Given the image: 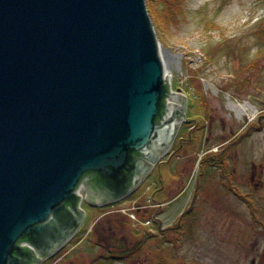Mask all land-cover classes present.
I'll list each match as a JSON object with an SVG mask.
<instances>
[{"label":"water","instance_id":"obj_1","mask_svg":"<svg viewBox=\"0 0 264 264\" xmlns=\"http://www.w3.org/2000/svg\"><path fill=\"white\" fill-rule=\"evenodd\" d=\"M158 49L144 0H0V264H39L80 224L77 190L115 201L165 152L186 97Z\"/></svg>","mask_w":264,"mask_h":264},{"label":"rangeland","instance_id":"obj_2","mask_svg":"<svg viewBox=\"0 0 264 264\" xmlns=\"http://www.w3.org/2000/svg\"><path fill=\"white\" fill-rule=\"evenodd\" d=\"M177 1L179 7L171 11L163 0L144 3L146 9L151 3L147 14L163 51L170 92L186 97L180 147L174 154L185 158H162L131 197L103 211L83 202V189L77 193L85 230L66 246L63 253L70 252L58 264H154L160 256L154 247L161 246L162 238L156 224L147 221L156 215L166 226L173 220L176 227L178 221L182 229L197 219L190 232L184 229L164 246L163 264H264V0ZM230 103L248 104L255 113L238 117ZM213 155L231 156L223 165L229 164L233 175L227 184L236 195L209 166L219 162ZM252 175L261 188L255 195ZM172 178L178 180L170 186ZM196 187L192 217L180 221ZM108 210L112 214L102 221L99 239L91 229ZM113 231L125 237L130 251L108 252L105 240Z\"/></svg>","mask_w":264,"mask_h":264},{"label":"flooded vegetation","instance_id":"obj_3","mask_svg":"<svg viewBox=\"0 0 264 264\" xmlns=\"http://www.w3.org/2000/svg\"><path fill=\"white\" fill-rule=\"evenodd\" d=\"M183 123L181 122L180 124H179V126L177 127V130H176V132H175V134H174V137H173V139L170 141V143L168 144V146L166 147V149H165V152L162 154V156L160 157V159H158L157 160V162L154 164V165H152V168H151V170L152 169H155L159 164H162L163 163V161H161L162 160V158H168V159H173V158H175V159H184L185 158V155H174L176 152H177V150L179 149V147H180V140H181V132H182V129H183ZM208 140L207 139H205V142H207ZM155 146H158V142H155L154 144H152L150 147H149V149H151V151L152 152H154V153H156L155 151H154V148H155ZM221 152V151H220ZM220 152H218V153H220ZM207 153V152H206ZM216 153V152H215ZM217 153V154H218ZM208 154V153H207ZM209 154H213L212 153V151H210L209 152ZM222 156H224V155H213V157L212 158H214V159H217L219 162H216V164H215V169H217V171L219 172V177L221 178V182H222V184L227 188V190L229 191V192H231V193H233V194H235L236 195V193H235V190L230 186V185H228L227 183H231V178H232V172L231 171H229L228 169V167H229V164H227V166H224L223 164H224V162H227V163H229V161L232 159L231 158V156H230V159L229 158H227L226 156H224V158H220V157H222ZM220 158V159H219ZM148 159V158H147ZM144 156H142V155H139V154H134V160H136V165H134V167L136 168V170L135 171H138V169H139V167H138V163H143L144 161H146L147 163H149L150 164V162L147 160ZM224 166V167H223ZM183 167V170H186V168H185V166H182ZM151 170H149V172L146 174V175H141V173L140 172H138L137 173V176H140L141 177V180H140V182H138L137 183V186L132 190V191H130L129 193H127V194H125L123 197H121V198H119V199H117V200H115V201H103V202H99V203H97L96 202V200L94 199V197L93 196H89V194L85 191V199L83 200V202L84 203H86V204H88L89 206H91V207H93V208H99V209H101L102 211H103V209L104 208H108V207H114L116 204H118L119 202H121L122 200H125V199H127V198H129V197H131L132 195H133V193L140 187V185H142V183H143V181H144V178L146 177V176H148L150 173H151ZM134 171V172H135ZM178 175H182V173L181 172H178ZM87 177H85V179H84V181H86V184H90L91 186H93V185H95V183H97V178H96V176L95 175H93V174H88V175H86ZM132 176H131V174H128V175H126L125 174V176L123 177V179H122V181H127L129 178H131ZM177 180L178 179H174V178H172V180H171V185L170 186H173V185H175V183H177ZM254 181V175H252L251 176V179L249 180V184L251 185L250 186V188H251V193H252V195L254 194H256V191H257V189H259L260 187H259V185L258 184H256V183H254L253 182ZM264 186V184L263 185H261V187H263ZM261 189V188H260ZM198 189H197V187H196V189H194V191H193V196H192V199H191V201H190V203H189V207L188 208H186L184 211H181L180 212V214H179V219H180V221H182L183 219H184V217L185 216H189L190 218L192 217L191 216V211L193 210V208H194V206H195V202H196V197H197V195H198ZM115 193V191H111V194L113 195ZM87 196H89L88 197V201H87ZM152 203H154L153 202V200H152ZM163 202H159L158 203V207L159 206H162V208H160L159 210H161V209H163L164 207H163ZM246 207H249L252 211V217H255V213H254V211H253V208H252V206H251V204H249V203H246ZM80 206V205H79ZM79 206H78V210L83 214V212H82V210H80L79 209ZM153 208H155V204H153ZM81 209H82V207H81ZM69 211H71V208H69ZM111 212V214H112V211H104L102 214H101V216H100V218H98L97 219V222L94 224V226L92 227V229H91V233L93 234V235H95V236H97L99 239H101V232H103V230H104V226L102 225V221L103 222H105L104 221V218L106 217V216H109V213ZM190 214V215H189ZM75 218V217H74ZM76 219H77V217L75 218V221H76ZM83 219H84V216H83V218H82V220H81V222H80V224L78 225V227H77V229H75L71 234H70V236L66 239V241L53 253V254H51L50 256H47V257H45L39 264H46L49 260H51V259H54V260H52L53 262H52V264H58V263H60V262H62L63 261V259L65 258L64 256L65 255H67L69 252L68 251H66L65 253H63L65 250V248H66V246H68L69 244H70V242L71 241H73L74 239H76L82 232H84V222H83ZM178 219V218H177ZM74 220V219H73ZM192 220H197V219H195L194 217L193 218H191V221ZM153 223H155L156 224V228H157V233H161L160 235H161V238H162V243H161V246H156V247H154V250H156L157 251V253L160 255L159 256V260L157 261L156 259H155V261H154V264H159V262L161 263V264H163V258H162V255H161V253H163V252H165V247L164 246H167V245H170V244H173L174 243V236L175 235H183L184 233H185V230L187 231V232H190V230H191V228H190V225H191V221L188 223V225L184 228V229H182V228H180V225H181V223H177L176 222V227H175V225H174V221L173 220H171V224L172 225H165V221L163 220V219H161L160 218V216H157L156 215V217H155V219L153 218ZM72 223H74V222H72ZM152 223V222H151ZM165 225V226H164ZM65 226H67V224L65 225ZM71 229V226L70 227H66V228H64L63 229V231L65 232V231H67L68 232V230H70ZM180 229H182L181 231H179V232H176V231H178V230H180ZM110 229H108L107 231H109ZM176 230V231H175ZM176 232V233H175ZM107 237V239L105 240V243H107L108 245L106 246L107 248H108V252H111L112 250H116V251H118V252H128V251H130V246L129 245H127L126 243H127V241H125L126 239H125V237L123 236V235H119L118 233H116L115 231H113V232H110L109 234H108V236H106ZM124 254V253H123ZM59 255H61V257L62 258H60V257H58ZM54 257H57V258H54ZM130 259V258H129ZM165 261H167V259H165L164 258V262ZM20 264V263H19Z\"/></svg>","mask_w":264,"mask_h":264},{"label":"bare ground","instance_id":"obj_4","mask_svg":"<svg viewBox=\"0 0 264 264\" xmlns=\"http://www.w3.org/2000/svg\"><path fill=\"white\" fill-rule=\"evenodd\" d=\"M158 50H159V53H160L161 61H162V63H164L163 51H162L161 48H159ZM164 72H165V71H164ZM166 75H167V74L165 73V76H164V77H166ZM228 108H229V110H231V111H233L234 113H236V115H237L238 117H241V116L245 115V113L248 112V111H249L252 115L255 113V108L251 107V106L248 105V104H242V105L238 104V105H236V104H232V103H230V104H228ZM66 208L69 209L70 206L67 205ZM24 245L26 246L27 244L24 243ZM26 247L31 248L29 245H27Z\"/></svg>","mask_w":264,"mask_h":264},{"label":"trees","instance_id":"obj_5","mask_svg":"<svg viewBox=\"0 0 264 264\" xmlns=\"http://www.w3.org/2000/svg\"><path fill=\"white\" fill-rule=\"evenodd\" d=\"M165 3H170L169 4V8H170V11H171V9H173V10H175L174 8H176V7H179L178 6V1L177 0H163ZM150 5H151V3L149 2V5H147V11H148V9L149 8H151L150 7ZM149 7V8H148ZM162 10H164L163 12H166L165 11V9H162ZM167 14H170V13H167ZM168 94L166 95V97L164 98V100H163V104H165V102H166V100H167V98H168ZM159 121H157V123H158ZM211 163V164H210ZM209 166L210 167H215V164L213 163V162H209ZM22 243H24V242H22ZM26 251H30V249H28V248H26Z\"/></svg>","mask_w":264,"mask_h":264},{"label":"built area","instance_id":"obj_6","mask_svg":"<svg viewBox=\"0 0 264 264\" xmlns=\"http://www.w3.org/2000/svg\"><path fill=\"white\" fill-rule=\"evenodd\" d=\"M81 190H82V189L77 190V193H81ZM80 198H81V197H80ZM81 202H82V198H81L80 204H81ZM80 204H79V205H80ZM145 209H146V208H145ZM142 210H143V209H142ZM24 246H25V245H24Z\"/></svg>","mask_w":264,"mask_h":264}]
</instances>
